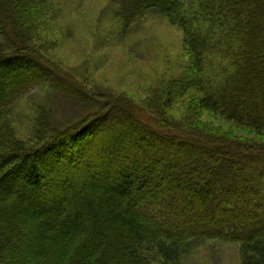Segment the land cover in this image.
I'll use <instances>...</instances> for the list:
<instances>
[{
    "label": "trees",
    "instance_id": "16d2710c",
    "mask_svg": "<svg viewBox=\"0 0 264 264\" xmlns=\"http://www.w3.org/2000/svg\"><path fill=\"white\" fill-rule=\"evenodd\" d=\"M55 1L0 0V264H180L189 241L216 236L240 247L243 264H264V141L166 118L194 91L195 111L264 139V0H110L118 35L155 15L177 26L187 66L144 110L50 72L56 93L92 107L52 129V111L37 106L29 150L16 142L13 107L37 87L47 96L52 75L32 46ZM140 164L164 165V181L144 188ZM221 224L228 238L213 231Z\"/></svg>",
    "mask_w": 264,
    "mask_h": 264
},
{
    "label": "rangeland",
    "instance_id": "374dc122",
    "mask_svg": "<svg viewBox=\"0 0 264 264\" xmlns=\"http://www.w3.org/2000/svg\"><path fill=\"white\" fill-rule=\"evenodd\" d=\"M110 2L56 0L54 7L45 12L43 20L39 21L37 39L32 47L42 56L36 57L39 62H43V68L48 69V75L52 76L49 86L43 87L47 94L45 98L40 87H37L13 107L12 122L17 131L18 144L27 146L29 150L36 147L35 137L30 132L36 120L37 106L46 104L52 111V116L48 119L52 129H64L76 124L86 115L85 111L88 112L92 107L90 104L79 106L77 97L56 93V75L53 76L50 72L57 76H70L73 78L71 80L82 83L89 91L94 89L98 94L113 96L116 98L115 102L122 98L144 110L146 101L155 90L178 77L187 66L183 35L177 26L155 15L135 25L130 34L118 35ZM176 97L177 95L171 98ZM198 99L199 94L194 91L176 98L166 116L167 120L174 123L189 122L206 133L238 142L264 141L252 131L238 127L210 111H195ZM48 109L46 108L47 111ZM147 159L153 161L152 156ZM163 170L164 165L154 164L151 170H144L140 164L138 173L148 178L144 188L155 186L151 181L153 175L157 178L155 180L163 182ZM222 178L226 179L214 188L215 194L210 205L213 210L223 200L222 196L229 187L227 175L224 174ZM136 183L137 186H142L140 181ZM235 208L238 205L232 208V212L236 211ZM213 231L225 238L231 234L223 224L214 227ZM189 243L184 249L185 255L180 264H243L240 247L229 241L219 240L217 236Z\"/></svg>",
    "mask_w": 264,
    "mask_h": 264
}]
</instances>
